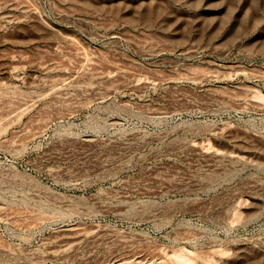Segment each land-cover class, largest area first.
<instances>
[{"label":"rangeland","instance_id":"374dc122","mask_svg":"<svg viewBox=\"0 0 264 264\" xmlns=\"http://www.w3.org/2000/svg\"><path fill=\"white\" fill-rule=\"evenodd\" d=\"M0 264H264V0H0Z\"/></svg>","mask_w":264,"mask_h":264}]
</instances>
